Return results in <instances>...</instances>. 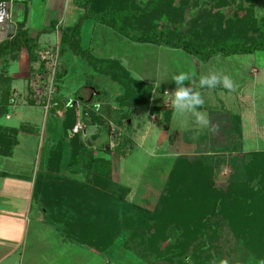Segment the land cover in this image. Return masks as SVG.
<instances>
[{"label":"rangeland","instance_id":"1","mask_svg":"<svg viewBox=\"0 0 264 264\" xmlns=\"http://www.w3.org/2000/svg\"><path fill=\"white\" fill-rule=\"evenodd\" d=\"M190 1L184 15L185 19L180 17L175 23L189 29L191 23L198 22L195 27L201 32L200 36L209 41L238 32L242 43L249 45L254 38L259 36L257 27H264V0ZM178 3H181L180 0ZM37 14L41 18V11ZM80 21L79 32L65 40L61 36L60 80L56 82L58 91L54 94V98L68 90L72 93L80 92L79 89L86 84H94L101 90V93L97 94L98 91L91 88L92 97L90 99L94 96L96 98L92 101L94 109H89L91 107L85 105L80 107L77 101L71 99L67 102V110L60 112L55 111V108H50L46 114V110L32 108V112L36 111L34 119L40 125L38 130L40 132L36 133L37 135L21 137L16 157L13 159L17 162L14 168L18 173H22L23 176H27L29 173L32 175L35 169L45 166L48 169L45 174H48L53 168L62 167L66 171L61 175H65L68 171L69 178L80 184L88 182V174L110 178L115 184L128 189L125 198L127 203L148 211L154 210L160 199L168 194L166 211L170 215L169 217H173L171 213L177 211L182 205L181 203L186 201L185 197L182 199L172 195L170 197L169 184L180 185L179 193L188 192V187L195 190L200 187L196 182L197 175L202 173L203 177L201 178L205 187L209 186L212 192L228 194L229 189L233 188L232 204H236V201L244 198L246 193L251 190L263 189L261 179L264 164L259 155H256L257 163H252L248 169L245 168V164L250 161L252 153H264V51L226 57L230 69L226 68L224 72L233 79L234 91L225 89L227 94L220 92L221 86L200 91L199 87L192 86L195 91L202 94L204 101L208 98L207 108L213 105L217 106L220 99L232 104L229 105L231 107L227 108L226 106V109L230 111H224L226 118L223 119V123L227 125L234 123L242 132L241 138L235 136L234 133L231 136L223 134L221 139L217 140L202 137L201 140H197L198 137L192 140L195 135L190 129H194L197 124L191 114L186 116L187 127L182 126L181 119L174 115L170 129H168L170 120L167 119L166 113L154 115L151 108L144 109L136 106L132 109L126 104L117 105V98L113 100V103L119 107L117 113L123 120L122 126L119 127V134L113 135L114 124L111 126L109 123L93 119L92 125H96L86 127V123L81 121L83 116H87V114L90 116L98 111V108L102 107V103L106 105L109 99L112 101L110 98L112 92L107 87L98 84L96 73L98 70L101 71L103 66L116 67L117 64L116 61L112 63L96 60L97 54L92 51L91 47L92 35H96L97 32L94 29V20L86 16ZM174 26L176 25L173 24ZM56 42L57 35L51 29L42 34V43L38 46L45 45L46 47ZM83 43L90 45L92 49L83 47ZM20 49L29 56L25 45H22ZM40 51L42 50L38 49L36 52L39 60H41ZM14 55L20 56V51L15 52ZM16 66L17 64H15ZM90 67L91 69L94 67V73L90 71ZM131 73L135 79L139 80L140 77L137 74L133 71ZM48 77L46 74L39 76L43 82L44 101L42 102L44 103L47 96L45 80H48ZM101 79L98 80L108 83V80L102 79L103 81H101ZM165 88L160 84L154 104L153 98H151L152 105H157L160 110L170 107L167 105V100L172 101L171 95L169 96L167 92L164 94ZM123 93L124 90L121 95ZM18 120L16 118L10 122L16 126L19 123ZM138 125H140L139 128ZM163 130L170 132L167 134L162 132ZM161 133H163L162 139H160ZM189 134H192L191 138ZM197 135L200 137V134L197 133ZM11 166V163L8 164V168ZM182 170H184L183 173H181ZM182 174L189 177V182L184 181V178L181 177ZM252 175H254L255 181H252ZM60 179L62 180V178ZM2 180L3 178H0V182ZM8 183L12 184V181L8 180ZM66 190L67 187H64L63 192ZM4 193L6 197L0 198V211L21 212L22 204H25L26 200L20 195L21 193L25 195L26 189L19 196L15 195V191L12 192V189L6 190ZM189 197L186 193V198ZM210 199L211 197H209ZM8 201L10 204H3ZM36 203L40 205L41 201L37 202L36 199L30 201L31 210L30 208L27 210V219L24 218L30 233L29 243L35 248L42 247L46 250L56 251L53 245H57L61 241L39 236L42 232L49 233L54 230L50 227L45 230L43 222L40 221L43 218L38 217ZM195 207L196 205L192 206L193 209ZM220 208L219 204L213 212L215 218L208 217V219L213 217L210 222L207 218L206 221L203 220L209 224L203 229L200 240H195L200 235L198 234L199 230L193 233L192 240L188 238L190 233L183 235L182 229L179 232L169 229V238L162 239L154 252V249L151 250L150 247H147L149 245L147 244L148 237H144V241L139 243V237L129 239L128 235L119 236L116 238L114 249L109 253L103 252L104 257H96L93 254L88 255L85 260L79 256L77 263L101 264L102 259L105 258L109 264H192L194 257L199 256L201 261H209L206 264H224L225 261L227 264H264L246 243L237 237L232 226H229V221L218 215ZM44 216L47 222H52V225L56 223L60 228L62 218L65 221L68 219V214L63 217L61 213L56 214V217L55 215L50 217L48 213H45ZM146 220H148L147 223L154 222L150 218ZM90 228L92 229V224ZM138 231H140L139 227ZM64 233L66 235L68 232ZM68 237L72 239L73 247L87 249L85 246H81L79 241H75L71 233H68ZM185 238L189 241H184Z\"/></svg>","mask_w":264,"mask_h":264},{"label":"trees","instance_id":"2","mask_svg":"<svg viewBox=\"0 0 264 264\" xmlns=\"http://www.w3.org/2000/svg\"><path fill=\"white\" fill-rule=\"evenodd\" d=\"M9 1L0 0V2ZM74 1L83 10L80 20L86 16L104 18L111 27L136 42L180 49L202 61H209L217 55L229 57L264 51V27H257L258 38H254L252 43L247 45L242 43L238 32L209 41L200 36L202 35L201 32L195 27L198 22L191 23L189 29L175 23L180 17L185 19L184 15L190 5V0H180L181 3H178L179 0H148L145 4H139L138 0ZM99 9L104 10L99 11ZM80 20L72 29H64L62 26V39L65 40L72 34L79 32ZM173 24L176 26L173 27ZM54 26L53 24V28L51 27L50 30L54 29ZM50 30L42 31L40 34ZM38 44V39L35 40L29 36L26 30L20 29L11 41L8 40L0 45V57L9 48H21L22 45H25L31 61L36 62L39 60L36 54L39 49ZM116 64V67L112 65L103 66L101 71L110 75L124 89V93L117 97V104H126L132 109L136 106L144 109L151 108L153 113L160 114V108L151 103L153 93L151 85L135 79L131 72L117 61ZM41 67L45 70V65L42 62ZM3 82L5 83L6 80L4 79ZM5 111L7 108L2 113ZM166 115L167 119L170 120L171 112H167ZM118 118L121 119V116ZM14 131L18 130L15 129ZM8 138L11 140L6 139L0 143L1 155H11L14 146L17 145L18 140L15 135L12 137L9 134ZM4 147L7 148L4 149ZM257 154L264 164V153H252L250 161L245 164L246 169L252 163H257ZM58 159L60 158L58 157ZM62 169V167H57L45 176L37 175L34 181V193L37 194L36 196H41L44 206L49 212L61 213L63 217L68 213L66 221H71V223L62 218L61 228L71 233L73 239L79 241L80 245L109 253L116 245V238L128 235L129 239L139 237V243L144 241V237H148L147 244L149 245L147 247L156 252L161 240L169 238V229L175 232L182 229L183 235L190 233L188 238L192 240L193 233L199 230L198 234L200 235L195 240H200L203 229L215 216L213 212L220 204V214L218 215L229 221L228 224L232 226L237 237L242 239L256 254L257 258L264 263V167L261 179L263 189L249 191L244 198L236 201V204L231 202L234 192L232 187L228 194L212 192L211 188L205 187V183L202 181L203 173L197 175L198 177L196 176V182L200 187L195 188V190L188 187V192L179 193L180 185L169 184L168 193H170V197L172 195L186 199L177 211L171 213L173 217H169L170 215L166 211L168 194L160 199L154 210L148 211L127 203L125 198L128 189L115 184L110 178L88 174V182L80 184L69 176L61 175V171L64 170ZM181 177L184 178V181L189 182L187 175L182 174ZM252 181H255L254 175H252ZM64 187H67L65 192H63ZM186 193L190 196L189 198H186ZM209 197H211L210 200ZM199 200L200 202H198ZM193 205H196L195 209L192 208ZM210 216L213 217L208 219ZM147 218L154 222L147 223ZM206 218L209 221L207 223L205 222ZM91 224L92 229L90 228ZM138 227L140 231H138ZM189 239L185 238L184 241H189ZM207 262L209 261H201L199 256H195L192 264H206Z\"/></svg>","mask_w":264,"mask_h":264},{"label":"crops","instance_id":"3","mask_svg":"<svg viewBox=\"0 0 264 264\" xmlns=\"http://www.w3.org/2000/svg\"><path fill=\"white\" fill-rule=\"evenodd\" d=\"M147 1L148 0H138V3L145 4ZM100 10L104 9H99V11ZM40 11L41 18L37 14ZM82 12L83 10L74 0H10L9 2H0V45L6 43L8 40L11 41L20 29L26 30L29 36L33 37L35 40H37V36L39 35L38 43L41 44L42 34L40 33L44 29L50 30L52 25L54 24L56 26V23L59 20L63 21L62 26L64 29H72L80 20L79 18ZM90 18H93L95 24L94 29L97 31L96 35H92L91 47L93 49L90 45L84 43L83 47L95 51L97 54L96 60L112 63L117 61L130 72L133 71L137 74L140 77L139 80L151 85V87L154 88L152 93L153 104L155 98L157 99L160 84L164 88L166 87L164 94L167 92L170 96L176 88L174 81H172V77L181 72L188 73L191 76V80L186 81V84L189 83L191 86H196V88L199 87L200 91H204L206 87L201 88L199 86L201 75H207L209 72L226 74V72H224L225 69H230L227 58L222 55L214 56L209 61H202L198 57L188 54L180 49L136 42L111 27L109 22H106L104 18H97L95 16H90ZM62 32L63 31L61 30V33L57 35V39H59L60 42L62 38L61 36H63ZM41 46H39V49L42 50L45 45H43L42 48ZM17 51H20V56L16 57L14 54ZM15 64H17L16 67ZM93 70H95L94 67L92 69L90 67V71L93 72ZM46 71V67L45 70L41 67V60L36 62L31 61L30 55L28 56L26 52L23 53V50L20 48H9L0 57V143L6 139L11 140L8 138L9 134L12 137L15 135L18 140L11 155L5 156L0 154V178H3L0 182V198L6 197L4 193L6 190L12 189V192L15 191V195L19 196V194L26 189V194L22 195L21 193L20 195L26 200V203L22 204L20 209L21 212L0 211V264H80L77 263L79 261L77 259L79 256H82L85 260H87L86 258L88 255L93 254L96 257H104L103 252L87 246H85L87 249L76 246L73 247L72 239L68 237V233L65 235V231L62 232L61 229L63 228H60L56 223L55 225H52V222H47L46 217L44 216L45 213H48L50 217L54 215L56 217L58 212L54 213L46 210L41 196H36L37 194L34 193V181L36 176H45L47 174H45V172H47L48 169L45 166L43 168L38 167V169L33 171L32 175L29 173L27 176L18 173L14 168L17 165V162L13 159L16 157V150L21 143V137L23 135H37L36 133L40 132L38 131L40 125L38 124V121L34 119L36 111L33 110L32 112V108L46 110L45 112L47 114V111H49L50 108H55L54 105L56 102H60L63 104L62 109L55 108V111L60 112L67 110V102L71 99L72 101H77L78 106L80 107L85 105L91 107L89 109H94L92 101L96 100V98L94 96L90 99L92 97L91 88H95L98 91L97 94L101 93V90L96 88L94 84H86L79 89L80 92L74 91V93H72L68 90L67 92H61V94L55 98L53 95V99L50 102V108L46 109L48 92L44 103L42 102L44 101V90L42 89L43 82L39 79L41 74L47 75ZM59 71L60 68L57 73L56 82L57 80H60ZM93 76L94 75H92V78H94ZM100 78L108 80V83L100 82L98 80ZM4 79L6 80L5 83L3 82ZM102 79L101 81H103ZM96 80L100 86H105L112 92V95L110 94L112 101L109 99V102L106 103V105H104L105 103H102V107L100 109L98 108V111L90 116L89 114L83 116L81 121L86 123V127H89L96 125H92V123H94L93 119H98V121H100L101 118L100 122L109 123L111 126L114 124L113 127L119 130V127L122 126L123 119L118 118V116H120L117 113L119 107L116 106V103H113V100L121 95L122 90L124 89L110 75H107L100 70L96 73ZM45 83H47V80H45ZM219 90L220 92H226L227 94V90L223 87ZM167 101V105H170V107L161 110L160 114L171 112L170 125L168 126V129H170L175 114L174 109L171 106L172 101ZM220 102H217V106L213 105L207 108L209 103L208 98H206L204 106L200 108L199 111L207 113L209 124L207 127H197V125H195L194 129H190L195 135L192 140L196 137H198L197 140H201V137L217 140L221 139L223 134L231 136L234 133L235 136L237 135L238 138H241L242 132L234 125V123L231 125L223 123V119L226 118L224 111H230L229 109H226V106L228 108L231 107L229 105L232 104L228 102L226 103V101H222V99H220ZM18 107L22 108L17 109ZM6 108L7 111L2 113ZM153 114L158 115L156 113ZM176 116L177 115H175V117ZM16 118L19 119V123L14 126L10 121ZM79 119L81 118L79 117ZM245 123L244 125L246 128ZM139 126L140 125H138V128ZM15 129L18 131L15 132ZM162 132L169 134L170 131L163 130ZM197 133L200 134V137ZM162 134L163 133H161L160 139H162ZM189 135L191 138L192 134ZM1 139L3 140L1 141ZM5 148L7 147H4V149ZM10 163L12 166L11 168H8V164ZM18 164H20V162H18ZM64 171L66 170L61 172ZM67 173L69 172L67 171L65 176H69ZM8 180H11L12 184L8 183ZM33 199H36L37 202L41 201L40 205L42 206L36 203V210L38 217L43 218L40 221L43 222L45 230H47L48 227L54 230L49 233L42 232L39 236L61 241L57 245H53L56 251H53V249L46 250V248L42 247L35 248L34 245L32 247L29 243L28 239L30 233L27 230L28 225H26L24 218L26 217L27 219V210L30 208V201ZM3 204L8 205L10 202L8 201ZM64 242L67 243L65 244ZM101 264H109V262L105 261L104 258L102 259Z\"/></svg>","mask_w":264,"mask_h":264},{"label":"clouds","instance_id":"4","mask_svg":"<svg viewBox=\"0 0 264 264\" xmlns=\"http://www.w3.org/2000/svg\"><path fill=\"white\" fill-rule=\"evenodd\" d=\"M190 80V74L184 72L172 77V81L176 85L175 90L171 93L174 114L181 118V123L184 127L188 126L187 114H191L195 118L194 122L197 125L207 127L209 124L207 113L199 111L204 106V98L189 83L186 84V81ZM199 85L201 88L206 87L208 89H215L221 86L228 91L235 90V83L229 75L216 72L201 75ZM224 264H227V262L225 261Z\"/></svg>","mask_w":264,"mask_h":264},{"label":"built area","instance_id":"5","mask_svg":"<svg viewBox=\"0 0 264 264\" xmlns=\"http://www.w3.org/2000/svg\"><path fill=\"white\" fill-rule=\"evenodd\" d=\"M62 20H59L56 23V26L54 27V32L56 35H59L62 30ZM60 53H61V42L59 39H57V42L55 44L48 45L40 51V59L41 62L44 63L46 70L48 80H47V92H48V101L46 105V109L50 108V102L53 99V95L58 91V87L56 84V77L58 70L60 68ZM120 130H117L116 128H112L113 135L119 134Z\"/></svg>","mask_w":264,"mask_h":264},{"label":"water","instance_id":"6","mask_svg":"<svg viewBox=\"0 0 264 264\" xmlns=\"http://www.w3.org/2000/svg\"><path fill=\"white\" fill-rule=\"evenodd\" d=\"M55 108H58V109H62L63 107V104L60 103V102H56L55 105H54Z\"/></svg>","mask_w":264,"mask_h":264}]
</instances>
